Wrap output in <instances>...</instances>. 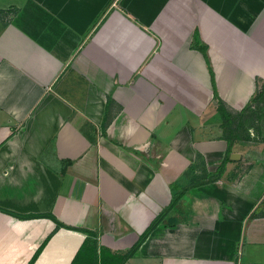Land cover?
<instances>
[{
	"label": "crops",
	"instance_id": "obj_1",
	"mask_svg": "<svg viewBox=\"0 0 264 264\" xmlns=\"http://www.w3.org/2000/svg\"><path fill=\"white\" fill-rule=\"evenodd\" d=\"M212 82L249 113L264 0H0V264H264V150Z\"/></svg>",
	"mask_w": 264,
	"mask_h": 264
},
{
	"label": "rangeland",
	"instance_id": "obj_2",
	"mask_svg": "<svg viewBox=\"0 0 264 264\" xmlns=\"http://www.w3.org/2000/svg\"><path fill=\"white\" fill-rule=\"evenodd\" d=\"M253 107L249 109V113H241L240 115L230 114L232 121L231 127L236 126V135L239 138H246L248 145H252L249 153L257 154L255 149L259 147L264 150V91L261 97H256L252 102ZM248 109V108H247ZM249 127L253 129V136L250 138ZM231 130V129H230ZM231 155V154H230ZM229 155V158H230ZM251 155V154H250Z\"/></svg>",
	"mask_w": 264,
	"mask_h": 264
},
{
	"label": "trees",
	"instance_id": "obj_3",
	"mask_svg": "<svg viewBox=\"0 0 264 264\" xmlns=\"http://www.w3.org/2000/svg\"><path fill=\"white\" fill-rule=\"evenodd\" d=\"M212 79H213V75H211ZM212 86H213V100L216 102V110L218 111V113L220 114L221 118H222V126H223V135L222 137L225 139H228L229 135L232 136L235 131H236V126H232L231 127V121L232 118L230 116V113L226 110V108L224 107V103L222 102L221 98L219 97L215 86H214V82H212ZM264 91V86H262V88H259L254 99L256 97H261ZM253 99V100H254ZM106 123V121H105ZM231 129V130H230ZM228 160V155L225 157V161ZM224 166V163L221 164L217 169L219 171L222 170ZM15 216H18V214L15 213H11ZM164 214V211L162 214H160L159 216H157L152 223L150 224V226L147 228V230L140 236V238L138 239V241L135 243V245L133 246V248L131 249V252L136 249V247L141 243V241H143V239L148 235V233L159 223L160 219L162 218ZM20 217L23 218H31V217H38L34 214H30V215H20ZM41 250V247H39L35 254L33 255L32 259L30 260V262L28 264H31L33 262V260L37 257V255L39 254Z\"/></svg>",
	"mask_w": 264,
	"mask_h": 264
},
{
	"label": "water",
	"instance_id": "obj_4",
	"mask_svg": "<svg viewBox=\"0 0 264 264\" xmlns=\"http://www.w3.org/2000/svg\"><path fill=\"white\" fill-rule=\"evenodd\" d=\"M239 158L240 156H239V154L238 153H232L231 155H230V158L232 159V158Z\"/></svg>",
	"mask_w": 264,
	"mask_h": 264
}]
</instances>
